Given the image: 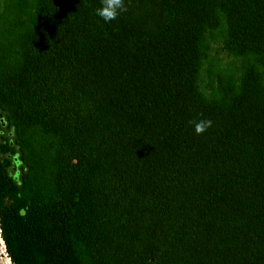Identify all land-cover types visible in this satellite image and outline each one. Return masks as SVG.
I'll return each mask as SVG.
<instances>
[{"label": "trees", "instance_id": "trees-1", "mask_svg": "<svg viewBox=\"0 0 264 264\" xmlns=\"http://www.w3.org/2000/svg\"><path fill=\"white\" fill-rule=\"evenodd\" d=\"M100 6L0 2L11 264H264V0H124L109 23ZM222 23L244 64L209 99L204 36Z\"/></svg>", "mask_w": 264, "mask_h": 264}, {"label": "rangeland", "instance_id": "rangeland-1", "mask_svg": "<svg viewBox=\"0 0 264 264\" xmlns=\"http://www.w3.org/2000/svg\"><path fill=\"white\" fill-rule=\"evenodd\" d=\"M1 2V0H0ZM224 24L216 31L207 32L204 36L205 59L200 69V87L209 99L219 98L224 90L236 84L242 71L244 61L227 52L223 38ZM16 137L12 127L0 116V145L11 151L3 152L2 157L10 163L9 174L19 186L22 175V164L16 146ZM0 264H11L0 234Z\"/></svg>", "mask_w": 264, "mask_h": 264}, {"label": "clouds", "instance_id": "clouds-1", "mask_svg": "<svg viewBox=\"0 0 264 264\" xmlns=\"http://www.w3.org/2000/svg\"><path fill=\"white\" fill-rule=\"evenodd\" d=\"M124 0H101V6L96 10L95 15L104 23L117 19L118 15L125 11ZM210 120H200L194 124V133L201 135L211 126ZM23 214V211L21 212Z\"/></svg>", "mask_w": 264, "mask_h": 264}]
</instances>
